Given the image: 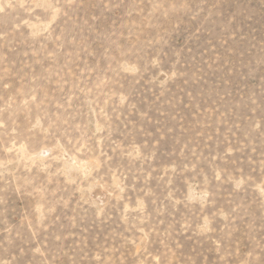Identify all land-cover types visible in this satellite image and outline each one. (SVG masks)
<instances>
[{
    "label": "rangeland",
    "instance_id": "374dc122",
    "mask_svg": "<svg viewBox=\"0 0 264 264\" xmlns=\"http://www.w3.org/2000/svg\"><path fill=\"white\" fill-rule=\"evenodd\" d=\"M0 264H264V0H0Z\"/></svg>",
    "mask_w": 264,
    "mask_h": 264
}]
</instances>
